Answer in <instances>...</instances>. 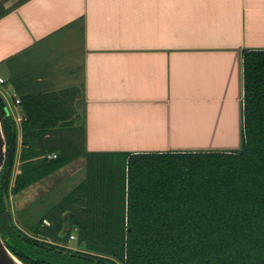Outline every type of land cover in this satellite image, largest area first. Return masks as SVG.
<instances>
[{"label": "crops", "instance_id": "obj_1", "mask_svg": "<svg viewBox=\"0 0 264 264\" xmlns=\"http://www.w3.org/2000/svg\"><path fill=\"white\" fill-rule=\"evenodd\" d=\"M263 49L264 0H0V103L20 148L25 107H44L65 119L54 147L76 129L84 152L236 150L242 56ZM44 179L10 196L15 224Z\"/></svg>", "mask_w": 264, "mask_h": 264}, {"label": "trees", "instance_id": "obj_2", "mask_svg": "<svg viewBox=\"0 0 264 264\" xmlns=\"http://www.w3.org/2000/svg\"><path fill=\"white\" fill-rule=\"evenodd\" d=\"M242 68L238 149L135 153L119 167L115 153L52 146L51 131L65 119L25 107L12 185L16 127L0 103V234L9 250L25 264H264V49L245 51ZM82 154V179L54 203L44 193V211L20 213L15 224L9 194ZM71 235L83 250L57 245Z\"/></svg>", "mask_w": 264, "mask_h": 264}, {"label": "rangeland", "instance_id": "obj_3", "mask_svg": "<svg viewBox=\"0 0 264 264\" xmlns=\"http://www.w3.org/2000/svg\"><path fill=\"white\" fill-rule=\"evenodd\" d=\"M73 132L75 133L73 136V144L75 145V147H77L78 151H81L83 149V142L79 141V134L78 131L73 130ZM18 129L16 127V139H15V152H14V157H13V161H12V167H11V171H10V181L13 180L14 176L16 175L17 171H18V164H19V157H20V140H18ZM20 138V136H19ZM132 154H122V153H115V155H113L115 162L119 165V167H122L123 164H126L127 161H130V157ZM140 161V160H139ZM137 161V162H139ZM83 169H78L75 171V173L71 176H66V178L62 179V180H57L56 178L53 179V181L51 182V178L49 180H46L47 178H45L42 182H43V188L46 189V192H50L49 195H51V202L54 203L55 201H57L61 196H63L67 191H69L75 184H77L83 177ZM51 183L53 184L52 188H51ZM50 187V188H48ZM44 192V193H46ZM44 193H42L40 195L39 193V198L34 200L31 204H29L27 207H25L23 209V211H21V214H24L25 217H37L38 215H40V213H42L44 211V208L46 207L47 203H48V199L45 198L44 199ZM12 194H9V198ZM10 202V199H9ZM51 203V204H52ZM10 206V203H9ZM12 217V221L15 222V218L14 216ZM17 224V221H16ZM41 240V239H40ZM52 244L53 241H50ZM63 246L66 249H71V250H83L81 247L77 246V243L75 241V236H73V238H71L70 236V240H68L67 242H59L57 243V245ZM34 253V254H33ZM27 252V255L32 256V258L38 259L40 252ZM59 256H61L60 254H58ZM60 258V257H58ZM48 262H51V257L48 259Z\"/></svg>", "mask_w": 264, "mask_h": 264}, {"label": "water", "instance_id": "obj_4", "mask_svg": "<svg viewBox=\"0 0 264 264\" xmlns=\"http://www.w3.org/2000/svg\"><path fill=\"white\" fill-rule=\"evenodd\" d=\"M5 158H6V141L0 120V171L5 163ZM0 264H25L9 250L1 234H0Z\"/></svg>", "mask_w": 264, "mask_h": 264}, {"label": "built area", "instance_id": "obj_5", "mask_svg": "<svg viewBox=\"0 0 264 264\" xmlns=\"http://www.w3.org/2000/svg\"><path fill=\"white\" fill-rule=\"evenodd\" d=\"M0 82H3V80L2 79H0ZM19 101L18 100H16V103H18ZM43 223L45 224V225H49V222L47 221V220H43ZM71 238H73V236L71 235Z\"/></svg>", "mask_w": 264, "mask_h": 264}]
</instances>
